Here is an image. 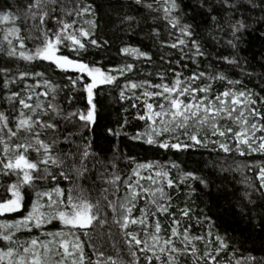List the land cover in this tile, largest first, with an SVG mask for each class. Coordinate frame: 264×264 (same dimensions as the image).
<instances>
[{"label":"snow or ice","instance_id":"6c2138e0","mask_svg":"<svg viewBox=\"0 0 264 264\" xmlns=\"http://www.w3.org/2000/svg\"><path fill=\"white\" fill-rule=\"evenodd\" d=\"M154 5L167 34L160 40L154 28L153 35L177 57H160L167 68L154 73L156 83L130 79L138 70L135 63L110 66L89 58L91 49L108 41L96 38V11L87 0H22L14 11L0 7V22L13 25L3 30L0 55L33 65L32 71L0 65V99L7 105L0 111V188L6 194L0 197V264H254L252 256L220 259L221 253L229 255L230 245L196 203L200 199L207 207L202 197L209 182L202 175L175 160L101 157L91 135H84L97 121V93L112 86L134 119L143 122L131 134L133 141L177 155L190 149L241 156L264 152V87L257 92L212 64L201 71L200 60L211 53L193 26L182 21L180 4L153 0L145 6L152 10ZM258 6L264 12V0L259 5L254 0H200L219 30L227 24L232 38L226 43L234 50L250 27L241 10ZM134 19L124 17L129 24ZM120 53L152 62L151 51L139 46L125 44ZM217 60L249 79L255 75L235 55ZM44 65L75 73L68 80L73 90L79 85L85 94L84 109L64 110L57 102L60 86L46 72L34 70ZM128 123L125 117L107 132L128 135ZM121 159L126 168L119 167ZM257 176L256 190L264 193V167ZM26 196L30 205L23 213ZM54 223L59 227L49 230ZM205 224L203 234H194ZM104 243L114 254L102 250Z\"/></svg>","mask_w":264,"mask_h":264},{"label":"trees","instance_id":"16d2710c","mask_svg":"<svg viewBox=\"0 0 264 264\" xmlns=\"http://www.w3.org/2000/svg\"><path fill=\"white\" fill-rule=\"evenodd\" d=\"M87 2L91 3L96 11V38L108 41V45L101 49H91L89 58L102 61L110 66L135 63L138 70L129 74L130 79L151 78L154 83L158 82L154 73L158 68H167V64L162 63L160 57L164 56L165 61L177 57L175 50L168 47L161 48L153 35L154 28L160 30V40H164L167 34L164 21L158 18L162 12H157L155 5L152 10L145 6L153 0H143V3L139 5L134 0H87ZM177 2L182 9L180 13L182 21L193 26L197 39L206 52L211 53L206 59L200 60V70L203 71L209 64H212L218 70L227 71L230 78L243 79L249 88L260 92L261 87H264V19H262L264 12L259 6L256 9L241 10L245 13L246 23L250 27L242 33L238 49L234 50L226 43V40L232 38L227 24L222 23L224 30H219L207 15L206 10L200 7V0H177ZM254 2L259 5V0H254ZM14 5L22 7V0H0V7L13 8L14 11ZM125 16H132L135 19L129 24L124 21ZM11 26H13L11 22H0V41L3 40V30ZM125 44L151 51L152 62L136 60L134 57L121 54L120 48ZM28 46L31 47L30 42ZM233 55L237 56L241 64L247 62V71L255 73L251 79L244 77L239 68L226 67L217 60L220 56ZM0 65L25 71L33 70V65L25 61L10 62L3 55H0ZM188 67L195 70L193 64H189ZM34 70L46 72L48 77L60 86L57 102L63 106L65 111L85 108V94L79 90V85L77 90H73L68 80V76L75 78V73L69 72L65 75L47 65L37 66ZM185 75L188 73L185 72ZM120 83H123V78ZM117 95L118 88L102 86L94 99L97 105V121L90 133L84 132L85 136L91 135L93 149L104 158H111L115 155L117 158L132 156L140 162L175 160L184 170L195 171L202 175L209 182V188L203 190L204 196L202 197L207 202V207L201 203L200 199H197L196 203L215 221L214 231L226 237L230 245L227 250L229 255L221 253L220 259L234 262L241 257L252 256L256 258L254 264H261L264 261V193L256 189L260 187L257 173L260 167H264V152L246 153L241 156L238 153L223 154L206 149H190L177 155L174 151L149 146L141 141H133L130 138L131 134L143 122L134 119V112L130 109L128 102L118 100ZM125 108H129V112H125ZM6 109L7 105L0 99V111ZM125 117L129 123L125 126L124 132L128 135L119 137L110 135L107 129L115 130ZM68 130L74 129L69 128ZM61 148H64V145H61ZM119 167L126 168L127 161L121 159ZM245 193L250 194V197ZM5 195V190L0 188V197H5ZM29 205L30 200L26 196L23 213H26ZM58 227L59 225L54 223L49 226V230ZM206 228L207 224L204 229L197 226L194 234H203ZM113 232L115 233L114 229ZM35 234L37 233L33 232V235ZM26 236L27 234L24 238ZM113 239L119 246L118 235H114ZM198 247L202 248L203 245L200 244ZM102 250H105L106 254H114L107 243L102 245Z\"/></svg>","mask_w":264,"mask_h":264}]
</instances>
